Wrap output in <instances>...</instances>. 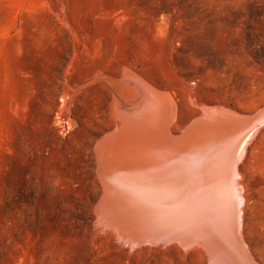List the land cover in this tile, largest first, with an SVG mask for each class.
<instances>
[{"label": "rangeland", "instance_id": "rangeland-1", "mask_svg": "<svg viewBox=\"0 0 264 264\" xmlns=\"http://www.w3.org/2000/svg\"><path fill=\"white\" fill-rule=\"evenodd\" d=\"M162 95L175 135L222 110L262 120L264 0H0V264H215L198 245H135L100 215L116 112ZM257 131L237 166L234 246L264 264Z\"/></svg>", "mask_w": 264, "mask_h": 264}, {"label": "bare ground", "instance_id": "bare-ground-1", "mask_svg": "<svg viewBox=\"0 0 264 264\" xmlns=\"http://www.w3.org/2000/svg\"><path fill=\"white\" fill-rule=\"evenodd\" d=\"M163 96L138 109L136 117L132 118L131 112H116L117 129L101 142L100 148L102 161L115 164L109 167L118 171L117 178L111 179L117 187H108L112 193L103 202L100 215L135 245L177 242L188 247L199 240L196 245L215 264H252L234 246L236 233L242 229L237 166L264 118L253 122L226 110L205 113L206 120L193 121L175 135L170 125L177 115L176 108ZM123 167L130 171L119 170ZM128 182L135 186H125ZM121 183L124 189L134 192L133 196L120 189ZM204 208L211 212L212 220H205L206 226L192 216ZM203 230L222 243H211Z\"/></svg>", "mask_w": 264, "mask_h": 264}, {"label": "water", "instance_id": "water-1", "mask_svg": "<svg viewBox=\"0 0 264 264\" xmlns=\"http://www.w3.org/2000/svg\"><path fill=\"white\" fill-rule=\"evenodd\" d=\"M118 79V78H117ZM110 80H114V79H110ZM116 80V79H115ZM119 80H122V79H118V81ZM121 84V86H123V84L122 83H120ZM114 88V87H113ZM114 90H116L115 88H114ZM252 118H255L256 117V114H254V115H252L251 116ZM102 196H103V192H102ZM102 196H101V198H102ZM101 200V199H100ZM210 213L211 212H208L207 210H206V208H204L203 210H201V211H194L193 213H192V216H196V218L198 219H200V221H201V223L204 225V226H206V224H205V220H209V222H212V220H211V217H210ZM133 216V215H132ZM134 217V216H133ZM135 218V217H134ZM195 218V219H196ZM136 219V218H135ZM138 228V227H137ZM204 231V230H203ZM208 231H210V230H208ZM204 233H205V235L208 237V239H209V241H211V243H213V244H216L217 245V242L218 243H222V242H220V240H218L217 238V242L209 235V233L206 231H204ZM210 233L212 234V232L210 231ZM215 235V234H214ZM197 243H200V241L199 240H197L196 242H195V245L197 244ZM221 245V244H220ZM218 246V245H217ZM224 248H225V246H224ZM225 249H227V248H225ZM220 250H222L223 251V248L222 247H220ZM228 250V249H227ZM229 251V250H228ZM231 253V252H230ZM232 254V253H231Z\"/></svg>", "mask_w": 264, "mask_h": 264}]
</instances>
